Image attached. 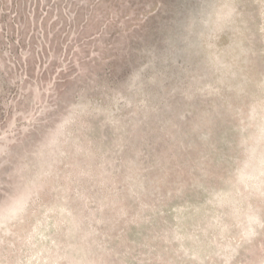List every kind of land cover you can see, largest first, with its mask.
<instances>
[{
  "label": "rangeland",
  "instance_id": "374dc122",
  "mask_svg": "<svg viewBox=\"0 0 264 264\" xmlns=\"http://www.w3.org/2000/svg\"><path fill=\"white\" fill-rule=\"evenodd\" d=\"M0 264H264V0H0Z\"/></svg>",
  "mask_w": 264,
  "mask_h": 264
},
{
  "label": "trees",
  "instance_id": "16d2710c",
  "mask_svg": "<svg viewBox=\"0 0 264 264\" xmlns=\"http://www.w3.org/2000/svg\"><path fill=\"white\" fill-rule=\"evenodd\" d=\"M12 25L14 26V24H12ZM4 32L6 33V36L9 35V34L11 35V33H12L11 31L8 32V31L6 30V27L4 28Z\"/></svg>",
  "mask_w": 264,
  "mask_h": 264
}]
</instances>
